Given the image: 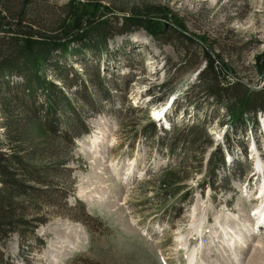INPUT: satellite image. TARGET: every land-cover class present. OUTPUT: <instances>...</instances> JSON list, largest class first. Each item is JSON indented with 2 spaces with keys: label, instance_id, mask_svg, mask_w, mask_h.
Wrapping results in <instances>:
<instances>
[{
  "label": "rangeland",
  "instance_id": "374dc122",
  "mask_svg": "<svg viewBox=\"0 0 264 264\" xmlns=\"http://www.w3.org/2000/svg\"><path fill=\"white\" fill-rule=\"evenodd\" d=\"M0 2L16 8L19 0ZM32 2L25 24L39 30H58L71 2L97 4V17L117 22L118 29L108 32L102 60L91 52L67 60L56 50L51 55L52 80L55 62L63 72L67 66L78 71V85L67 93L81 133L65 129L63 121L74 117L68 113L28 124L21 144L27 160L64 171L60 186L38 208L28 198L15 199L29 207L30 218L43 221L33 238L16 233L0 242L4 264H191L192 253V264H264V228L253 217L264 205L258 198L264 167L257 165H264V113L245 131L236 129L228 123L229 101L199 84L208 45L203 36L234 70L223 79L226 85L264 86L255 67L264 52V0ZM153 5L168 6L195 42L174 31L173 20L169 36H151L149 20L168 28L147 15ZM133 11L146 16L144 28L125 30L121 24ZM198 121L208 125L212 142L190 148L178 137L175 145L169 140L176 135L173 124ZM227 135L240 146L232 148ZM220 152L224 165L213 169L208 161Z\"/></svg>",
  "mask_w": 264,
  "mask_h": 264
},
{
  "label": "trees",
  "instance_id": "16d2710c",
  "mask_svg": "<svg viewBox=\"0 0 264 264\" xmlns=\"http://www.w3.org/2000/svg\"><path fill=\"white\" fill-rule=\"evenodd\" d=\"M32 3V0L21 2L19 0L18 6L14 8L12 2L11 5L0 2V112L2 114L0 126L4 129L0 134V242H5L16 233L21 235L30 233L29 238H33V229L37 228L43 219L37 216L30 218L29 207H25L20 199L19 202L15 199L28 198L32 202V208H38L52 193L53 188L60 186V177L64 171L60 166L39 168L27 160L28 155L22 152L24 149L21 144L27 139L28 124L36 120L46 121L49 117L60 118L63 117L62 113L67 117L68 113L74 116V120H71L73 118L62 120L65 129L75 133L76 136L81 133L77 108L67 93L78 85L75 82L79 79L76 78L79 76L78 71L67 66L66 72H63L65 67L55 62L52 65L55 74L52 75L61 86L56 84L48 73L54 56L51 55L56 50L67 60L71 55L75 57V54L91 52L102 60L107 55L108 32L111 29H118L117 22L97 17V7H99L97 4L88 8L76 6L71 2L58 30H39L29 23L25 24ZM147 15L166 21L168 28L164 29L158 22L156 24L150 20L145 22L143 17L146 16L138 11H133L122 24L119 23L123 29L129 30L142 28V25L144 28L145 22L146 25H150L151 36L161 39L169 36L172 24L168 21L173 20L175 21L173 30L191 43L195 42L186 34L187 28L183 21L177 19L168 6H150ZM85 22L87 27L82 30ZM201 39L203 45L207 42L208 45L204 50L206 66L200 72L199 84L206 87L204 89L220 102L222 97L229 101L225 103L229 115L228 123L233 124L236 129L245 131L251 123H257L255 117L259 113H264V86L260 90L249 89L239 80L231 86L226 85L223 79L234 73V70L220 54L214 52L213 43H209V40L203 36ZM75 44L78 45L74 47ZM255 67L261 77L260 81L264 82V52L257 57ZM14 77L22 81L15 80ZM90 81H95L92 75ZM230 90L231 93L228 92ZM173 126L176 135L169 138L173 145L176 144L177 137V142L183 147H194L203 139L212 142L206 138L208 125L202 121L182 126L173 124ZM57 137H59L56 139L57 143L61 144V136ZM226 140L232 148L237 144L232 142L229 135L226 136ZM34 152L35 156L39 155L36 150ZM224 158V152L216 156L213 154L208 164L214 169L221 162L224 165ZM31 183L46 186L49 190L36 188ZM174 191L176 192V189ZM0 264H4L1 251Z\"/></svg>",
  "mask_w": 264,
  "mask_h": 264
},
{
  "label": "bare ground",
  "instance_id": "6f19581e",
  "mask_svg": "<svg viewBox=\"0 0 264 264\" xmlns=\"http://www.w3.org/2000/svg\"><path fill=\"white\" fill-rule=\"evenodd\" d=\"M161 118V117H160ZM159 117H157V118H155L156 120H161ZM98 141V137H96V139L94 140V142L96 143ZM258 168L259 169H262L263 167H264V165L262 164V163H260V162H258ZM258 198H264V186L262 187V189H261V194L258 196ZM257 212L255 213V216H253L254 218L256 217V218H258V220L259 221H261V226L262 227H264V205H263V207L261 208V209H257L256 210ZM246 227H248V224L246 223V225H245ZM259 227H260V225H259ZM262 227H260V228H262ZM238 234H237V236H235V238L237 239V240H239V238H238ZM183 238V237H182ZM184 241H185V239H184ZM231 241H232V239H231ZM238 242H240V241H238ZM229 244H232V243H229ZM229 244H227L228 246H229ZM230 247V246H229ZM193 257H194V253H192L191 254V264H192V259H193ZM236 258V257H235Z\"/></svg>",
  "mask_w": 264,
  "mask_h": 264
},
{
  "label": "water",
  "instance_id": "95a60500",
  "mask_svg": "<svg viewBox=\"0 0 264 264\" xmlns=\"http://www.w3.org/2000/svg\"><path fill=\"white\" fill-rule=\"evenodd\" d=\"M108 13H109V12H108ZM108 13H107V14H108ZM104 17H105V16H103L102 19H105ZM98 18H99V17H98ZM107 18H108V17H107ZM86 27H87V22L84 23V26L82 27V30L85 29ZM256 170H257V169H256ZM263 173H264V172H263Z\"/></svg>",
  "mask_w": 264,
  "mask_h": 264
}]
</instances>
